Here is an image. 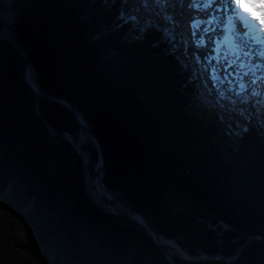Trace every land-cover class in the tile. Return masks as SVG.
Masks as SVG:
<instances>
[{"label":"trees","instance_id":"1","mask_svg":"<svg viewBox=\"0 0 264 264\" xmlns=\"http://www.w3.org/2000/svg\"><path fill=\"white\" fill-rule=\"evenodd\" d=\"M128 2L0 0V10L16 20L40 91L76 106L99 136L106 183L192 256H223L176 261L264 264V241L252 239L264 238V120L252 106L223 127L169 11L142 21L147 1ZM24 67L0 38V264H171L135 222L90 200L84 159L64 136L80 125L29 90Z\"/></svg>","mask_w":264,"mask_h":264},{"label":"snow or ice","instance_id":"2","mask_svg":"<svg viewBox=\"0 0 264 264\" xmlns=\"http://www.w3.org/2000/svg\"><path fill=\"white\" fill-rule=\"evenodd\" d=\"M227 3L234 18L241 23L247 20L249 24H253L255 32L245 30L243 42H238L237 50L230 58H225L222 68L219 61L213 63L214 58L209 59L205 67L215 88L216 102L224 111L225 119L237 111L238 102H247L250 89L251 96L261 97L257 103H264V91L257 90L264 87V0H227ZM237 4L247 16L240 13V10L236 8ZM212 30L214 29L211 25L204 29L205 32ZM192 36L194 40L203 41L204 39L200 36L199 30L193 31ZM200 46L205 45L201 43ZM213 73L216 75L213 76ZM220 101H226V103H220Z\"/></svg>","mask_w":264,"mask_h":264},{"label":"water","instance_id":"3","mask_svg":"<svg viewBox=\"0 0 264 264\" xmlns=\"http://www.w3.org/2000/svg\"><path fill=\"white\" fill-rule=\"evenodd\" d=\"M0 38H2L3 40L9 42L11 45H13L24 56V58H25L24 80H25V83H26L27 87L29 88V90H31L38 99L59 102V103H62L63 105H65L66 107L70 108L73 111V113H74V115H75V117H76V119H77V121H78V123L80 125V129L86 130L94 138V140L96 142V149L98 150L99 159H98V162L96 164H92V166L94 165V168H95V165H97L96 169H97V167H100L101 171H97L96 169H94V172H93V184H94L95 190H96V192H97V194L99 196L104 197V199H108L107 196L105 195V193L103 191H101V189L97 185L98 175L103 171L104 172V177H103V180H102L103 187L108 192H110L112 194H116L115 199L113 200V202L122 205L126 210H128L129 212L134 213L140 219L141 223L146 227V231H144V232L149 237H151L153 239V241L158 245L160 250L166 255L167 259L170 261L171 264H180V263L178 261H176L175 259H171V257L168 256V254H167V252L165 250V246L161 242V238L162 237L166 238L169 243H173V244L176 245L178 251L175 252V256H177L179 259H181L183 261H187V262H202V261H210V260L222 259L223 258V256H221V255H216V256L208 255V254H206L204 252H201V251H198V255L192 256L187 250L183 249L180 246V244L177 242V240L171 239V238L167 237L166 235H164L163 233H161L157 229V227L154 225V223L151 221V219L143 211H141L139 208L135 207L134 205H132L130 203V201L128 200V198H127V196L125 194H123L120 191H117V190L113 189L112 187H110L105 181L106 160H105V156H104V149H103L102 142H101L99 136L97 135V133H95L91 129V127L89 126L88 121L85 118V116L83 115V113L76 106L72 105L69 102H65L63 99L57 98V97L49 95V94L42 93L40 91V87L39 86H38L37 90L35 88H33L32 84L29 82V80L27 78V74H28V72L30 71L31 68L35 72V76H36L37 82H38V78H37V73H36L35 69L33 68V64H32V60H31L29 51L27 49H25V47L21 44V42L13 34V32H12V30L10 28H7V27L0 28ZM38 85H39V82H38ZM83 118H84V121H83ZM66 134L70 135L71 133L65 132L64 136ZM65 138L69 142L74 144L73 141L70 140L69 138H67L66 136H65ZM76 148H77L78 152L80 153L81 157L84 159V162H85V178H87V173H88L87 157L85 155V152L80 147L76 146ZM85 192L87 193V185H86ZM91 201H92V199H91ZM101 209L104 212H106V213H109V214H112V215H115V216L125 217L126 219L131 220L130 219V217H131L130 213H123L121 210H116L114 212H111V211H107V210H105L103 208H101ZM225 226H227V225L225 224ZM252 239H257V240H260V241H264V238H262V237H254ZM250 240L251 239H248V242ZM243 247H244V245L238 250V252H237L238 254H240L241 249Z\"/></svg>","mask_w":264,"mask_h":264},{"label":"bare ground","instance_id":"4","mask_svg":"<svg viewBox=\"0 0 264 264\" xmlns=\"http://www.w3.org/2000/svg\"><path fill=\"white\" fill-rule=\"evenodd\" d=\"M193 1H199V0H168L166 6L169 7H164V11H172L174 13V17H172L173 19H176V23L175 24V40L177 41L178 47L179 45H181V47L183 49H189L190 51H193V48L190 47L189 45V41H188V37H191L190 35H192L193 31L195 30H199V34L200 36L204 37L203 41H198L199 44L201 43H205L207 41V39L209 38L207 35H205V31L204 29H207L209 27L210 24H208L207 22L203 21V18L201 19L200 15H196V12H194V10L189 12H192V17H197V22L196 24L191 28L185 26V15L188 11V9H186L187 5L191 6V3ZM216 3H224L222 0H216ZM165 5V3H164ZM3 14L6 15V18L4 17V15L1 14V20L11 24L12 23V19H11V15H9V13H7L6 11H2ZM5 12V13H4ZM175 22V21H174ZM181 26H180V24ZM187 25V23H186ZM192 31V32H191ZM204 32V34L202 33ZM202 52L205 51V48L201 47ZM184 51V50H183ZM187 51V50H186ZM194 56V55H193ZM27 78L29 80V82L32 84L33 88H35L36 90L38 89V82L36 80V76H35V72L34 70L31 68L30 71L27 74ZM84 121V118H83ZM84 123V122H83ZM78 137H76V135H65L67 138H69L70 140L73 141V143L80 147L84 152L85 155L87 157V167H88V173H87V178H86V185H87V193L88 196L90 197V200L92 199V201L94 203H96L99 207L107 210V211H111L114 212L116 210H121L123 213H130L131 217V221L135 222L138 226H140L144 231H146V227L141 223L140 219L132 212H129L128 210H126L122 205L113 202V200L115 199L116 194H112L110 192H108L102 185V180L104 177V172L102 171L97 178V185L99 186V188L101 189V191H103L105 193V195L107 196L108 199H104V197L99 196L95 190L94 184H93V172L94 169V165L92 166L91 162H90V158H89V152H88V147H94L96 148V142L94 140V138L92 137L91 134H89L86 130L84 129H80V131L78 132ZM92 166V167H91ZM97 171H101L100 167H97L96 169ZM161 242L164 244L165 246V250L168 254L169 257H171V259L175 258V252L178 251L177 247L175 244L173 243H169L167 241L166 238L162 237L161 238Z\"/></svg>","mask_w":264,"mask_h":264},{"label":"rangeland","instance_id":"5","mask_svg":"<svg viewBox=\"0 0 264 264\" xmlns=\"http://www.w3.org/2000/svg\"><path fill=\"white\" fill-rule=\"evenodd\" d=\"M146 1H147L146 5H144V7H142L138 11V14H137L138 18L140 20H142V21H145V20L150 21V20H153L154 18H157V17L160 18L159 20H161V19L164 20V19L168 18L166 15L163 16V14H162V13H164V7H169V6H166L168 0H156V1H154V0H146ZM134 2H135V0H131V2H128L127 6L130 7V8L135 9L137 7V5ZM164 3H165V5H164ZM197 3H200V2L199 1H193L191 3V6L187 5L186 9H188L187 10L188 12L186 14H184L185 15V21H184L185 22V26L189 27L190 30L193 27V24L195 23L194 21L197 20V18H195L194 16L192 17V12H189V10L192 11L193 9H191V8H194L193 5H197ZM148 4H151L150 7L148 6ZM215 4L216 3L213 2L212 4H208V6L209 7L211 6V7L214 8ZM2 11H4V10H0V21L5 25V27L10 28L13 31V29L15 28V23H16L15 18L14 17L11 18L12 19V23L11 24L2 21L1 20V14L6 16L5 14H3ZM194 11H195V8H194ZM9 15H11V14H9ZM169 15H171V17H174L173 16L174 13L172 11L169 12ZM191 17H192L193 21H190ZM205 17L209 18V15L205 14ZM173 20L176 23V19H173ZM204 21L208 22V20H206V19ZM186 23H187V25H186ZM180 26H181V24H180ZM202 33L204 34V32H202ZM206 33L207 32H205V34ZM103 35H105V33H103ZM190 36L191 37H188V41H189L190 47L193 48V51H190L189 49H183L181 47V45H179V48H180V50H184V51L187 50L186 53L192 58V61L195 64V67L197 68V71H196L197 76L198 77H202V78L196 79V81L204 82V85H205V88H206V96L209 97V101H213L214 102L217 99L216 95H215V88L213 86L212 79H210V77H209L208 72L205 71V67L208 64V60L212 58V55L210 53H208V52H210L209 50H206L205 52H202V49L200 48V44L198 42L199 40H196V42L194 43V40H192L193 36L192 35H190ZM204 56L208 57L207 60L203 59ZM213 63H215L214 60H213ZM220 74L222 75V72ZM215 75L216 74L213 73V76H215ZM257 90L258 91H264V87L258 88ZM250 93H251V89L249 90V98H248L247 102H243V101L238 102L236 104L237 111L232 113V114H230V115H228L227 119L224 118V121H223V124H222L223 127H226V125H225L226 123H229V122L235 123L236 121H241L242 120V116L244 115V113L250 114L252 112V106H254V107L256 106L257 110L260 113L259 114L260 118L264 120V103H260V104L257 103V101L260 100L261 97H259V96H251ZM222 114H223V117H224L225 116L224 111H223ZM88 149H89L88 152L91 153L93 151L94 147H88ZM122 218L125 221H131L129 219H126L125 217H122ZM191 251L193 253L196 252L195 250H191ZM197 254H198V252H197Z\"/></svg>","mask_w":264,"mask_h":264},{"label":"clouds","instance_id":"6","mask_svg":"<svg viewBox=\"0 0 264 264\" xmlns=\"http://www.w3.org/2000/svg\"><path fill=\"white\" fill-rule=\"evenodd\" d=\"M226 103V102H225Z\"/></svg>","mask_w":264,"mask_h":264}]
</instances>
